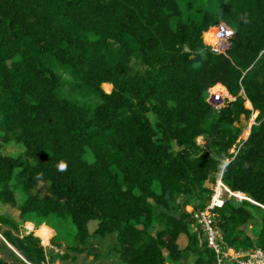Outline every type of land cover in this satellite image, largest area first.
Wrapping results in <instances>:
<instances>
[{
    "label": "trees",
    "instance_id": "trees-1",
    "mask_svg": "<svg viewBox=\"0 0 264 264\" xmlns=\"http://www.w3.org/2000/svg\"><path fill=\"white\" fill-rule=\"evenodd\" d=\"M219 23L232 33L224 55L205 37ZM217 85L220 109L208 101ZM9 141L24 153L0 151V204L21 223L68 222L77 252L95 222L121 264H214L192 219L219 173L247 198L215 212L225 246L264 252V0H0ZM0 224L27 264H45L38 237Z\"/></svg>",
    "mask_w": 264,
    "mask_h": 264
},
{
    "label": "rangeland",
    "instance_id": "rangeland-1",
    "mask_svg": "<svg viewBox=\"0 0 264 264\" xmlns=\"http://www.w3.org/2000/svg\"><path fill=\"white\" fill-rule=\"evenodd\" d=\"M102 89L104 92L110 93L112 86L102 85ZM212 91L215 92L216 89L210 92L212 93ZM224 94L228 97L226 92ZM225 102L226 100L224 99L222 106H224ZM210 104L213 107L215 106L211 101ZM245 106L251 108L248 102H245ZM256 115V113H253L248 120L241 118V140L247 138ZM197 142L203 144L202 138H198ZM0 151L3 154L18 157L23 155L24 148L21 144L14 141H9L8 143L0 142ZM186 210L190 211L191 209L187 207ZM172 211L174 212L175 210L173 209ZM0 215L17 223L18 230L13 231L14 234L24 236L31 233L40 239L45 252V264H121L118 254L111 249L115 235L101 238L93 234L96 227L95 222H91L88 226L91 236L83 245L86 249L83 252H77L73 249L74 241L72 235L74 234V228L68 222L54 219L40 220L35 216H29L24 223H21L18 218V212L15 209L1 204ZM157 228L158 225L151 228V234H154ZM9 230H11L9 225L0 224V259L7 263L27 264L19 253L3 238V234ZM178 243L180 246L184 244L183 237L179 239Z\"/></svg>",
    "mask_w": 264,
    "mask_h": 264
},
{
    "label": "built area",
    "instance_id": "built-area-1",
    "mask_svg": "<svg viewBox=\"0 0 264 264\" xmlns=\"http://www.w3.org/2000/svg\"><path fill=\"white\" fill-rule=\"evenodd\" d=\"M231 35V30L224 23H219L210 28L205 37L214 53L224 55L230 47ZM215 89V92H209L208 101L215 104L214 107L211 105L214 109H218L224 99L229 98L224 94L225 90L221 86L217 85L211 90ZM226 196L234 197L239 201L247 199L241 193L231 192L222 182V174L219 173L214 178L212 192L205 207L193 213L194 229L203 236L207 247L214 253V264H264V252L260 249L242 252L225 246L221 232L214 225V218L216 210L223 206Z\"/></svg>",
    "mask_w": 264,
    "mask_h": 264
},
{
    "label": "crops",
    "instance_id": "crops-1",
    "mask_svg": "<svg viewBox=\"0 0 264 264\" xmlns=\"http://www.w3.org/2000/svg\"><path fill=\"white\" fill-rule=\"evenodd\" d=\"M104 85H108V84H104ZM184 245V244H183Z\"/></svg>",
    "mask_w": 264,
    "mask_h": 264
}]
</instances>
